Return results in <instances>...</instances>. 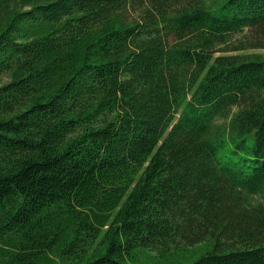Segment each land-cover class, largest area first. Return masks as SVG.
Instances as JSON below:
<instances>
[{
	"label": "trees",
	"instance_id": "16d2710c",
	"mask_svg": "<svg viewBox=\"0 0 264 264\" xmlns=\"http://www.w3.org/2000/svg\"><path fill=\"white\" fill-rule=\"evenodd\" d=\"M264 0H0V264H264Z\"/></svg>",
	"mask_w": 264,
	"mask_h": 264
},
{
	"label": "rangeland",
	"instance_id": "374dc122",
	"mask_svg": "<svg viewBox=\"0 0 264 264\" xmlns=\"http://www.w3.org/2000/svg\"><path fill=\"white\" fill-rule=\"evenodd\" d=\"M221 2L222 0H208ZM251 52L264 53V49ZM6 78L0 79V84ZM213 248L211 241H204L194 245L180 244L162 249L135 248L127 258L129 264H192Z\"/></svg>",
	"mask_w": 264,
	"mask_h": 264
}]
</instances>
